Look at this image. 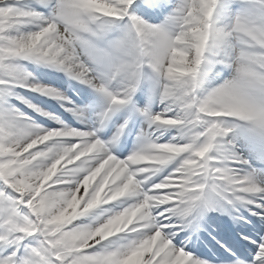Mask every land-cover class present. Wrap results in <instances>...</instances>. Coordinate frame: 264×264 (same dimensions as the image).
<instances>
[{"label": "snow or ice", "instance_id": "6c2138e0", "mask_svg": "<svg viewBox=\"0 0 264 264\" xmlns=\"http://www.w3.org/2000/svg\"><path fill=\"white\" fill-rule=\"evenodd\" d=\"M0 264H264V0H0Z\"/></svg>", "mask_w": 264, "mask_h": 264}, {"label": "bare ground", "instance_id": "6f19581e", "mask_svg": "<svg viewBox=\"0 0 264 264\" xmlns=\"http://www.w3.org/2000/svg\"><path fill=\"white\" fill-rule=\"evenodd\" d=\"M30 67H32V66H30ZM48 73L51 74V76ZM35 74H36L37 78L41 82L46 83V84H51L54 87L60 88L62 91L66 92L71 98L73 97L74 93L77 94L76 93V87H77L76 83L75 82H70L67 77L63 76V74L50 73L49 70H47V69L36 71ZM60 80H63L64 82H66L67 85L59 83ZM23 94H26L27 96L32 94L31 97H32L33 102H35V103L48 102L49 104H52L53 102H56L55 100H49L46 97L37 96L35 93H28V92H24L23 91ZM41 103H39V104L41 105ZM21 107L23 108L22 105H21ZM46 110L55 112V114L58 115V116L63 115L62 113H58V112H56L53 109H46ZM67 114H68V116L67 117L64 116V119H66V118L69 119L70 120V124L75 126L77 122L71 117V115L69 113H67ZM37 119L39 120V122L44 123V122H42V120H44V118H37ZM45 126H47V127H55L56 125L54 124V122L49 121V125H45Z\"/></svg>", "mask_w": 264, "mask_h": 264}]
</instances>
